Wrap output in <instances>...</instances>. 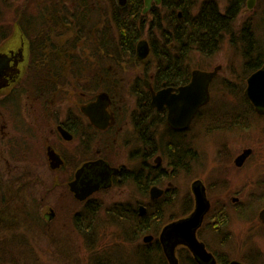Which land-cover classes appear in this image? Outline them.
<instances>
[{"label": "flooded vegetation", "instance_id": "af4514ba", "mask_svg": "<svg viewBox=\"0 0 264 264\" xmlns=\"http://www.w3.org/2000/svg\"><path fill=\"white\" fill-rule=\"evenodd\" d=\"M246 1L241 0L242 5ZM255 3L248 9H253ZM145 8L146 0H0L1 151L12 153L14 158L19 153L27 157L35 143L46 144L52 170L74 167L64 186L66 194L78 204L79 225L88 227V222L92 224L106 209L118 215L125 228L143 235L145 245L158 246L164 257L161 232L167 224L195 210L194 187L200 184L210 208L197 236L219 264L222 253L212 249L209 235L219 236L224 243L231 236L234 212L253 225L251 232L264 226V167L257 168L256 173L246 170L255 155L253 146L239 147L231 158L233 151L226 148L227 144L216 143L217 148L221 145L218 152L222 159L217 161L216 173L209 171L213 170L210 165L207 167L211 172L208 183L195 171L201 167L199 137L202 134L218 142L221 134L249 133L254 129V119L264 120V114L257 112L246 94L249 78L264 66V60L246 79L239 77L243 80L236 82L238 86L223 83L220 87L224 97L207 111L221 65L212 70L195 67L196 52L190 54L189 65L163 66L157 62L149 33L166 12L164 0L152 2L146 12ZM132 13L143 34L135 50L129 52L116 47L120 36L116 18L124 17L130 25ZM177 17L181 18L182 13L178 12ZM256 19L254 30L261 47L257 31L261 29L260 20L264 23V7ZM155 36L159 38L160 34L156 32ZM142 42L148 48L141 47ZM216 68L209 84V100L189 116L187 102L184 107L179 104L185 101L181 88L192 83L194 71L213 72ZM130 69L139 71L127 77ZM241 69L247 71L243 62ZM223 104L224 112L212 114ZM172 115L176 122H172ZM38 119L45 122L47 135L42 139L34 133V128L39 130ZM16 123L23 124L21 130L27 124L28 133L18 134ZM51 134L65 144L61 150L52 145ZM50 152L61 159L52 160ZM233 170L238 171L234 176L242 178L241 185H230ZM180 179H191L190 189L182 198L177 185ZM75 181L80 190H95L79 199L71 187ZM130 185L136 190L134 199L128 197ZM249 185L252 190H247ZM179 200L181 212L162 225L158 217ZM107 201L112 204L104 207ZM150 235L152 240L147 241ZM249 259L239 261L248 264Z\"/></svg>", "mask_w": 264, "mask_h": 264}, {"label": "rangeland", "instance_id": "374dc122", "mask_svg": "<svg viewBox=\"0 0 264 264\" xmlns=\"http://www.w3.org/2000/svg\"><path fill=\"white\" fill-rule=\"evenodd\" d=\"M198 1L202 2V0ZM247 1L245 6L241 4V12L238 14L236 22L237 27L246 18H250L256 25L255 22L258 19L256 17L261 15L264 0H256L253 9H248ZM231 3L232 0H219L221 11L224 12ZM104 4L107 5V3ZM259 24L261 29L257 31V37L260 46L264 49V23L260 20ZM86 57L87 55H84V58ZM193 60L195 67H202L205 70H212L221 65L220 73L211 90L213 101L207 111L224 97L220 87L223 83L227 82L238 86L236 82H242L243 79L240 78L244 76L246 79L249 74L248 71L244 73L241 69L242 45L239 44L237 48L233 47L228 37L212 57L196 54ZM133 71H139V69H130L127 72V77L131 72L133 75ZM230 100L233 103L236 102L233 98ZM225 106L223 104L215 107L212 114L224 112ZM35 121H37L39 130L34 128V133H38L42 139L43 135H47L44 134L45 122H41L39 119ZM22 123H16L15 129L18 134L20 131L28 133L27 124L23 126L24 130H21ZM252 124L251 127L254 129L251 132L221 134L220 138L217 137L218 142L200 134L199 140L201 139V141L198 146L201 157L199 166L201 167L195 170L196 173L207 178L206 181L211 183L208 177L211 175L209 171L214 174L216 164H219L217 161L222 159L218 152L221 145L217 148L216 143L227 144L226 148L233 151L231 158L236 155L239 147L253 146L255 155L249 159L245 166L246 170L256 173L257 168L264 167V120L256 118ZM19 136L25 137L26 135L21 136L20 134ZM25 138L27 140V137ZM50 138L52 145L57 149L61 150L65 146L54 134H51ZM2 144L0 139V203L4 202V197H14V199L10 203L9 211L4 213L8 219L4 223L5 226L0 225V252L2 248L6 249V252L11 253L13 259H1L0 264H98L103 261L108 264H139L142 253H145L146 250H153L144 244L143 235L125 228L117 217L118 215L108 212L106 209L98 214L91 227L79 225V221L76 219L78 204L66 194L64 186L74 167L68 166L62 171L52 170L49 166L46 144L42 146L35 143V147L28 149L27 157L20 156L19 153L16 158L12 156V153H6V151L3 153L1 151ZM68 146L73 147L71 144ZM209 165L213 170L207 171ZM216 172L217 170H215ZM239 173L241 174L240 171ZM235 174L238 175V171L233 170L232 177L228 180L231 182L230 185H241L242 178L234 176ZM180 180L177 185L180 188V198H182L190 189L191 179ZM246 185L248 184L245 183L244 186ZM258 187H261V184ZM129 188L128 197L134 199L136 190L131 185ZM252 189L251 185L247 187V190ZM127 193L125 194L127 195ZM113 198L110 200L112 201ZM125 199L129 201L128 198ZM180 201L174 203L173 207L164 212L163 220H161L162 225L176 217L179 211L181 212ZM111 204L112 202L107 201L104 207ZM52 212L55 216L48 219L46 215L52 214ZM242 218L234 212L229 227L231 236L224 243L221 242L219 236L212 237L206 233V236L210 237L208 239L210 246L215 251L220 250L225 259L244 261L243 259L247 257V259L250 258L251 264H264V226L259 225L254 232H251L253 225L247 224L246 220ZM82 229H89V231L83 232ZM159 254L158 251V254L152 256L151 264H165V262L168 264L165 257L163 256L164 259H162ZM178 257L180 264H189L188 259L179 255Z\"/></svg>", "mask_w": 264, "mask_h": 264}, {"label": "trees", "instance_id": "16d2710c", "mask_svg": "<svg viewBox=\"0 0 264 264\" xmlns=\"http://www.w3.org/2000/svg\"><path fill=\"white\" fill-rule=\"evenodd\" d=\"M241 4H243L241 0H232L231 5L223 12L220 9L219 0H202V2L198 0H164L166 12L153 23L154 30L149 33L154 50L153 55L157 62L163 66L177 63L189 65L191 53L196 52L202 56L211 57L228 37L233 47L237 48L239 44L242 45L245 70L250 73L254 71L263 62L264 51L257 43L252 20H245L240 28L236 26L238 14L241 12ZM178 12L182 13L181 18L177 17ZM124 19L121 16L116 18L120 34L116 47L127 48L129 52H132L143 33L138 20L134 18V13L131 14L130 25ZM156 32L160 34L159 38L155 36ZM4 198V202L0 203V225H4L8 220L4 213L9 211L10 203L14 199V197ZM158 220H163V216H159ZM89 226H92L90 222H88ZM87 230L89 231V229ZM137 230L140 228L138 227ZM2 246H4L3 243ZM149 249L152 251L146 250L145 253H142L139 264H151L152 256L158 254V251L160 257L164 259L158 246L150 245ZM0 253V260L13 259L11 253L6 252V249L2 248ZM178 253L179 256L188 259L189 264H197L186 248L182 247ZM105 262H98V264H108ZM229 262L230 260L225 259L224 256H219V264H228ZM247 263L251 264V261Z\"/></svg>", "mask_w": 264, "mask_h": 264}, {"label": "water", "instance_id": "95a60500", "mask_svg": "<svg viewBox=\"0 0 264 264\" xmlns=\"http://www.w3.org/2000/svg\"><path fill=\"white\" fill-rule=\"evenodd\" d=\"M154 1L156 3L161 2V0H146L145 12L151 8V4ZM255 1L256 0H249L248 6L252 8ZM141 47L148 48V45L146 42H142ZM146 53L147 52L145 51L143 55ZM216 71L217 68L213 72L196 70L194 71L192 83L187 87L181 88V95L185 96V101H181L179 104L181 107H184L185 102H187L189 109H186V112L189 116L194 115L199 106L209 100V84L215 76ZM246 94L252 99L257 112L259 114H264V66L249 78V86L246 90ZM177 97L178 96H176V98ZM179 98H181V96H179ZM172 118V122H176L175 116L172 115ZM53 153L55 152H50V155L53 156ZM76 182L77 181L71 183V187L79 199L86 198L95 190V187L80 190L75 187ZM194 193L196 196L195 210L189 216L167 224L161 232L160 240L168 264H180L177 250L181 246L186 247L199 264H217L214 256L207 250L205 243L200 241L197 236V231L203 224L205 215L210 208V204L207 201L204 190H202L200 184L197 183L195 185ZM46 217L51 219L53 214H47ZM146 240H152L151 235L148 236ZM228 264L246 263L239 260H231Z\"/></svg>", "mask_w": 264, "mask_h": 264}, {"label": "bare ground", "instance_id": "6f19581e", "mask_svg": "<svg viewBox=\"0 0 264 264\" xmlns=\"http://www.w3.org/2000/svg\"><path fill=\"white\" fill-rule=\"evenodd\" d=\"M53 154L54 155L51 156L52 159H57L58 161L61 159L60 156H59V154H57V153H53Z\"/></svg>", "mask_w": 264, "mask_h": 264}]
</instances>
